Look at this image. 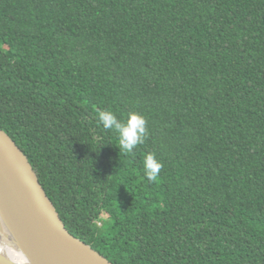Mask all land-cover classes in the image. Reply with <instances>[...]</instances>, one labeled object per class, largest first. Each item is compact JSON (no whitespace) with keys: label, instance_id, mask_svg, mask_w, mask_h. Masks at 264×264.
<instances>
[{"label":"trees","instance_id":"trees-1","mask_svg":"<svg viewBox=\"0 0 264 264\" xmlns=\"http://www.w3.org/2000/svg\"><path fill=\"white\" fill-rule=\"evenodd\" d=\"M0 129L114 264H264V0H0Z\"/></svg>","mask_w":264,"mask_h":264},{"label":"water","instance_id":"water-1","mask_svg":"<svg viewBox=\"0 0 264 264\" xmlns=\"http://www.w3.org/2000/svg\"><path fill=\"white\" fill-rule=\"evenodd\" d=\"M4 231L25 261L18 263L0 253V264H10L9 260L12 264H114L70 233L24 152L0 129L3 236Z\"/></svg>","mask_w":264,"mask_h":264},{"label":"clouds","instance_id":"clouds-1","mask_svg":"<svg viewBox=\"0 0 264 264\" xmlns=\"http://www.w3.org/2000/svg\"><path fill=\"white\" fill-rule=\"evenodd\" d=\"M98 121L105 130H115L119 139V150L131 153L144 142L147 132V120L143 114L130 111L126 121L120 120L110 110H101L98 113ZM163 165L152 153L147 154L143 160V169L146 177L155 181ZM10 264L12 262L9 260Z\"/></svg>","mask_w":264,"mask_h":264},{"label":"bare ground","instance_id":"bare-ground-1","mask_svg":"<svg viewBox=\"0 0 264 264\" xmlns=\"http://www.w3.org/2000/svg\"><path fill=\"white\" fill-rule=\"evenodd\" d=\"M4 236L0 234V253L6 255L18 263L25 261L23 254L13 245V243L8 242L10 241V238L5 231Z\"/></svg>","mask_w":264,"mask_h":264}]
</instances>
